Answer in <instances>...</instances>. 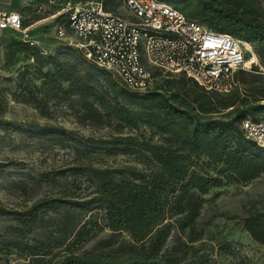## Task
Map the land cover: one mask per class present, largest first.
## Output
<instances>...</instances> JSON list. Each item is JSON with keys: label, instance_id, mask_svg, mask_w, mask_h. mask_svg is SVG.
Returning <instances> with one entry per match:
<instances>
[{"label": "trees", "instance_id": "1", "mask_svg": "<svg viewBox=\"0 0 264 264\" xmlns=\"http://www.w3.org/2000/svg\"><path fill=\"white\" fill-rule=\"evenodd\" d=\"M111 1L102 0L103 7L110 9ZM116 1L121 4V0ZM165 1L210 29L250 42L258 58L264 54V8L254 1ZM61 16L66 20V14ZM63 48L57 55L44 56L27 41L10 44L12 52H25L34 60L41 85H50L55 97L63 100L79 95L83 120L101 123L104 118L114 119L133 127L143 122L161 134V140L112 135L103 141L139 146L145 151V160L156 165L147 175L131 170V178L114 179L104 170L93 169L96 187L85 202L103 208L111 230L126 231L132 241L127 243V253L76 254L65 246L68 254L56 264H205V255L192 246L204 234L198 226L204 195L223 181L246 182L264 172V155L255 150L258 145L246 138L240 127L247 115L253 119L264 115V85L249 86L245 93L237 88L246 74H262L264 70L253 66L249 71H235L236 85L220 93L204 89L182 72L155 69L153 86L138 92L78 49L65 43ZM45 66L49 68L44 70ZM249 96L254 102L244 107ZM33 104L44 113L37 97H33ZM69 203L62 196H42L28 212ZM242 223L253 240L264 242V213H249L242 217ZM173 233L175 241L168 245ZM58 242L63 244V240ZM25 246L27 255L33 256L30 264H53L44 256L48 252L37 251L28 243Z\"/></svg>", "mask_w": 264, "mask_h": 264}, {"label": "rangeland", "instance_id": "2", "mask_svg": "<svg viewBox=\"0 0 264 264\" xmlns=\"http://www.w3.org/2000/svg\"><path fill=\"white\" fill-rule=\"evenodd\" d=\"M55 1L23 0L18 10L35 40L30 45L44 56L64 50L57 34L64 5L86 0ZM251 1L264 8V0ZM111 3L110 9L125 13L122 4ZM13 41L25 40L19 32L4 29L0 38V264H30L33 256L27 255L26 243L48 252L44 256L53 264L68 254L65 246L76 254L125 255L127 243L132 242L126 231L111 230L103 208L85 202L96 187L93 169L104 170L114 179L131 178V170L147 175L156 165L145 160L139 146L103 141L112 135H134L137 140L159 142L161 134L143 122L133 127L114 119L83 120L79 95L55 97L50 85H41L34 60L25 52L11 51ZM258 59L264 67V54ZM249 73L237 87L240 93L264 85V73ZM33 97L39 99L44 113L34 106ZM253 102L249 96L243 106ZM255 150L264 155V147ZM42 196H62L70 203L28 212ZM204 197L198 220L204 234L192 246L205 255V264H264V242L253 240L242 223L249 213H264V172L246 182L223 181ZM62 240L63 244L58 242ZM174 241L173 233L167 244Z\"/></svg>", "mask_w": 264, "mask_h": 264}, {"label": "built area", "instance_id": "3", "mask_svg": "<svg viewBox=\"0 0 264 264\" xmlns=\"http://www.w3.org/2000/svg\"><path fill=\"white\" fill-rule=\"evenodd\" d=\"M121 4L125 13L105 9L102 0L66 3L61 13L66 20L58 25L57 34L130 90L150 89L158 69L182 72L208 91L226 93L236 85L235 71L253 66L264 70L250 42L210 29L165 0H121ZM3 29L35 43L18 11H0ZM240 127L246 138L264 147V115L259 119L247 115Z\"/></svg>", "mask_w": 264, "mask_h": 264}, {"label": "crops", "instance_id": "4", "mask_svg": "<svg viewBox=\"0 0 264 264\" xmlns=\"http://www.w3.org/2000/svg\"><path fill=\"white\" fill-rule=\"evenodd\" d=\"M22 1L23 0H0V11H18ZM3 31L4 29L0 31V38L3 35Z\"/></svg>", "mask_w": 264, "mask_h": 264}]
</instances>
